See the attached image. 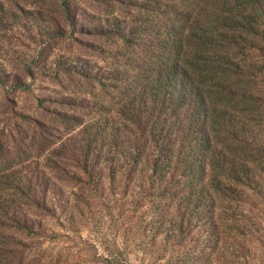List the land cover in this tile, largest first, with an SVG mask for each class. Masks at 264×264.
Returning <instances> with one entry per match:
<instances>
[{"label":"trees","instance_id":"16d2710c","mask_svg":"<svg viewBox=\"0 0 264 264\" xmlns=\"http://www.w3.org/2000/svg\"><path fill=\"white\" fill-rule=\"evenodd\" d=\"M127 6L95 18L84 1L58 0L31 61L8 72L10 91L0 75V116H11L0 128V264H36L25 240L42 217L78 212L61 194L75 183L143 189L154 235L196 234L205 249L248 237L264 212V0ZM38 78L48 93L19 107Z\"/></svg>","mask_w":264,"mask_h":264},{"label":"rangeland","instance_id":"374dc122","mask_svg":"<svg viewBox=\"0 0 264 264\" xmlns=\"http://www.w3.org/2000/svg\"><path fill=\"white\" fill-rule=\"evenodd\" d=\"M90 5L91 14L98 18L131 13L129 0H78ZM58 0H0V75L5 77L9 89L8 72L23 66L35 54V42L47 37L53 16L57 15ZM128 2V3H127ZM74 3V1H73ZM89 3H92L89 4ZM83 42L108 49L116 41L84 36ZM66 45V43H63ZM72 45V44H71ZM68 47V49L71 47ZM58 46L48 48L50 60L62 51ZM61 48V47H59ZM92 53L91 51L88 52ZM93 54V53H92ZM97 55V54H96ZM106 56L102 51L99 59ZM101 65H104L101 63ZM45 80L38 78L31 90L17 93L19 107L32 110L35 98L48 93ZM52 89L58 88L51 86ZM59 90V89H57ZM55 96L54 92H50ZM49 93V94H50ZM4 99L0 96V103ZM10 114L0 116V128L11 125ZM15 151V150H14ZM16 152V151H15ZM27 173V172H24ZM127 184V183H126ZM64 186L63 201L78 207L68 210L55 221L41 219L39 236H31L25 245L36 264H264V212L252 214L255 224L239 236L236 242L226 241L217 248L205 249L200 236L194 234L180 242L164 235H154L151 225L142 215L150 206L139 198L143 189L121 184L106 183L92 189H79L81 185ZM144 188V187H143ZM141 191V192H140ZM75 215V216H72ZM72 217L74 223L67 224ZM235 248L237 252L231 254ZM219 249V250H218ZM218 250V252H217Z\"/></svg>","mask_w":264,"mask_h":264}]
</instances>
